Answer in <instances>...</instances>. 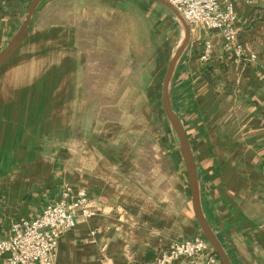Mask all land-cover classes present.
I'll return each mask as SVG.
<instances>
[{
    "label": "crops",
    "instance_id": "obj_1",
    "mask_svg": "<svg viewBox=\"0 0 264 264\" xmlns=\"http://www.w3.org/2000/svg\"><path fill=\"white\" fill-rule=\"evenodd\" d=\"M45 1L0 68V238L14 222L79 192L95 214L64 231L55 264H153L174 242L205 237L181 150L173 166L152 174L154 165L119 150L110 131L83 124L69 146L72 93L82 92L83 75L120 73L102 70L100 60L133 57L118 46L127 20L136 11L144 17L148 0ZM232 1L243 54L227 50L215 32L191 31L169 95L190 141L211 229L232 264H264V0ZM31 2L0 0V52ZM207 40L213 48L202 61ZM174 175L175 186H165ZM211 252L223 264L214 248L173 264H211Z\"/></svg>",
    "mask_w": 264,
    "mask_h": 264
},
{
    "label": "rangeland",
    "instance_id": "obj_2",
    "mask_svg": "<svg viewBox=\"0 0 264 264\" xmlns=\"http://www.w3.org/2000/svg\"><path fill=\"white\" fill-rule=\"evenodd\" d=\"M147 2L150 7L144 17L136 11L127 20L122 35L125 42L118 46L120 55L133 57L100 60L99 68L104 71L115 68L120 71L118 75H83L82 92L72 93L66 119L69 146L72 136L78 131L82 134L83 124L97 132L104 129L113 133L114 146L119 150L127 149L135 161L154 165L151 171L154 174L162 167L173 166L181 150L165 112L163 96L169 64L185 37V27L165 5L155 0ZM135 7L142 10L147 5L135 1ZM88 61L87 66L92 69L95 60ZM174 177H167L164 185L175 186ZM73 197L65 194L59 200L70 201ZM54 260L55 255L53 264Z\"/></svg>",
    "mask_w": 264,
    "mask_h": 264
},
{
    "label": "built area",
    "instance_id": "obj_3",
    "mask_svg": "<svg viewBox=\"0 0 264 264\" xmlns=\"http://www.w3.org/2000/svg\"><path fill=\"white\" fill-rule=\"evenodd\" d=\"M168 1L179 11L191 31L215 32L227 50L239 56L243 54L241 45L237 43L243 26L237 23L232 0ZM212 48L211 41H205L200 55L202 61L208 60ZM94 214L88 195L80 192L70 201L63 199L46 205L35 218L14 222L9 236L0 238V264H53L64 231L75 227L79 217L90 218ZM210 249L213 247L204 237L177 241L158 255L153 264H173L176 260L193 259ZM208 261L211 264L218 261L214 252H211Z\"/></svg>",
    "mask_w": 264,
    "mask_h": 264
},
{
    "label": "water",
    "instance_id": "obj_4",
    "mask_svg": "<svg viewBox=\"0 0 264 264\" xmlns=\"http://www.w3.org/2000/svg\"><path fill=\"white\" fill-rule=\"evenodd\" d=\"M43 0H32L29 8H28V14L18 30V32L13 36L11 42L8 44V46L0 52V68L8 61V59L12 56V54L17 50L19 45L21 44L22 40L24 39L26 33L28 32L33 15L38 8V6L41 4ZM157 2H160L161 4L165 5L167 8H169L172 12H174L182 21L184 27H185V39L182 44V46L177 50L176 54L172 58L169 64V68L167 71V75L165 78V84H164V96H163V102L165 107V112L168 116V119L170 123L172 124L178 138L180 141L181 146V152L186 164V168L188 171L190 186L192 190V202L194 211L196 214L197 221L204 233L205 238L210 242L212 247L214 248L216 254L220 258V260L223 262V264H232L228 254L226 253L223 245L211 229L207 219L204 216L201 201H200V193H199V187H198V172H197V166L194 159V155L192 153L190 141L188 139V136L183 128V125L180 121V118L175 113L171 100L169 95V84L176 66V63L180 56L182 55L185 47L188 45L190 41V35H191V29L190 26L186 23L182 15L179 13V11L168 1V0H155Z\"/></svg>",
    "mask_w": 264,
    "mask_h": 264
}]
</instances>
